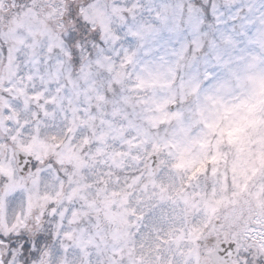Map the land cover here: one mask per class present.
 I'll use <instances>...</instances> for the list:
<instances>
[{
	"label": "clouds",
	"instance_id": "9594fccd",
	"mask_svg": "<svg viewBox=\"0 0 264 264\" xmlns=\"http://www.w3.org/2000/svg\"><path fill=\"white\" fill-rule=\"evenodd\" d=\"M0 264H264V0H0Z\"/></svg>",
	"mask_w": 264,
	"mask_h": 264
},
{
	"label": "snow or ice",
	"instance_id": "6c2138e0",
	"mask_svg": "<svg viewBox=\"0 0 264 264\" xmlns=\"http://www.w3.org/2000/svg\"><path fill=\"white\" fill-rule=\"evenodd\" d=\"M18 239H23V237L21 236ZM28 246L29 245H28L27 242H25V244L23 245V247L25 248V250H27ZM221 247L224 249V252L221 253L223 255L224 253L228 252L233 247V245L231 243H227L226 245L225 244H222Z\"/></svg>",
	"mask_w": 264,
	"mask_h": 264
}]
</instances>
